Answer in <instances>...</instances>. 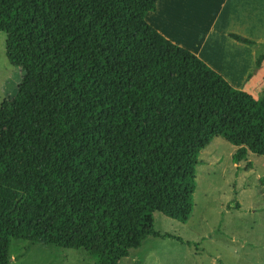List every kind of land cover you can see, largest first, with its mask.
<instances>
[{
	"label": "trees",
	"instance_id": "1",
	"mask_svg": "<svg viewBox=\"0 0 264 264\" xmlns=\"http://www.w3.org/2000/svg\"><path fill=\"white\" fill-rule=\"evenodd\" d=\"M156 0H0L23 74L0 104V264L12 238L122 264L153 212L186 222L198 153L264 158V108L145 20ZM251 46L248 77L264 62ZM247 165H250L249 163Z\"/></svg>",
	"mask_w": 264,
	"mask_h": 264
},
{
	"label": "rangeland",
	"instance_id": "2",
	"mask_svg": "<svg viewBox=\"0 0 264 264\" xmlns=\"http://www.w3.org/2000/svg\"><path fill=\"white\" fill-rule=\"evenodd\" d=\"M0 31V104L12 98L22 70L5 53ZM235 148L220 137L198 153L193 210L186 222L153 212L159 236H147L122 264H264V158L248 153L234 163ZM250 165H247V164ZM9 264H97L83 249L12 238Z\"/></svg>",
	"mask_w": 264,
	"mask_h": 264
},
{
	"label": "crops",
	"instance_id": "3",
	"mask_svg": "<svg viewBox=\"0 0 264 264\" xmlns=\"http://www.w3.org/2000/svg\"><path fill=\"white\" fill-rule=\"evenodd\" d=\"M146 22L264 108V62L250 77L251 46L229 36L264 41V0H156Z\"/></svg>",
	"mask_w": 264,
	"mask_h": 264
}]
</instances>
